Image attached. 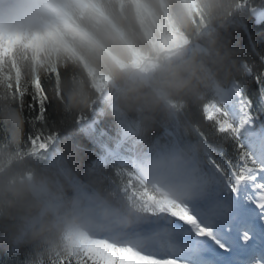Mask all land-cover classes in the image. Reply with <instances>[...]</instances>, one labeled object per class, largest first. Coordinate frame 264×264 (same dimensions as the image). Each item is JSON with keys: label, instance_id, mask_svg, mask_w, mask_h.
Returning a JSON list of instances; mask_svg holds the SVG:
<instances>
[{"label": "clouds", "instance_id": "9594fccd", "mask_svg": "<svg viewBox=\"0 0 264 264\" xmlns=\"http://www.w3.org/2000/svg\"><path fill=\"white\" fill-rule=\"evenodd\" d=\"M30 2L0 0V18L5 24L22 25ZM168 3L183 43L160 50L142 41L146 60L141 67L128 63L121 68L104 57H89L87 65L69 57L50 58L42 65L18 61L24 98L34 92L38 78L46 102H54L67 117L62 125L88 133L94 115L112 121L110 131L93 133L97 159L86 168L74 162L70 148L59 145L60 125L49 128L45 123L29 138L17 73L11 61L6 62L5 75H0V124L5 132L0 139V247L10 253L27 249L25 264L74 262L78 240L123 233L150 220L140 201L127 199L132 175L149 187L152 176L162 177L175 199L207 190L203 182L211 175L206 167L210 145L153 131L193 126L191 118L207 105L222 104L225 95L236 99V85L247 93L255 65L240 61L224 33L235 17L264 11V0ZM149 62L155 66L145 71ZM96 77L103 78L102 87H97ZM262 117L264 100L241 135L264 128ZM49 135L53 140L46 149L33 146V137L47 142Z\"/></svg>", "mask_w": 264, "mask_h": 264}, {"label": "snow or ice", "instance_id": "6c2138e0", "mask_svg": "<svg viewBox=\"0 0 264 264\" xmlns=\"http://www.w3.org/2000/svg\"><path fill=\"white\" fill-rule=\"evenodd\" d=\"M142 41L160 50L183 43L168 0H31L22 25L0 18V75L11 61L23 100L19 60L42 65L69 57L87 65L89 57H104L121 68L128 63L141 67L146 60ZM154 66L149 62L144 70ZM256 79L261 89L255 96L239 85L234 88L238 119L225 102L207 105L198 114L219 141L207 160L206 191L175 199L162 177L152 176L149 187L132 175L127 199L140 201L151 219L123 233L78 240L76 259L67 264H234L232 258L253 250L257 238L264 241V128L249 131L247 141L241 135L264 100V74L257 73ZM95 83L102 87L103 78L96 77ZM33 87L44 118L47 94L38 78ZM52 140L51 135L47 142L33 137L32 143L46 149ZM260 261L264 264V251Z\"/></svg>", "mask_w": 264, "mask_h": 264}, {"label": "trees", "instance_id": "16d2710c", "mask_svg": "<svg viewBox=\"0 0 264 264\" xmlns=\"http://www.w3.org/2000/svg\"><path fill=\"white\" fill-rule=\"evenodd\" d=\"M225 39L230 46L237 50L238 58L241 62H248L255 65L256 74H249L245 90L251 96H255L261 89V83L256 79L257 73L264 69V22H256L250 15L237 16L233 19L230 28L224 33ZM47 112L44 113V121L40 118V105L37 102L35 93L27 95L21 107L28 123L26 129L29 138L38 130L46 125L52 128L60 125L59 145L61 147L70 148L74 162L81 168H86L94 160L97 159V145L95 144V135L100 129L105 131L111 130L112 121L105 117L93 116L92 125L86 133L76 125H62L61 120L66 119L58 109L54 102L47 103ZM75 119V118H73ZM193 126L186 129L176 127L157 128L154 129V135L166 136L170 139H184L189 143L206 142L210 145L209 155L214 156L216 152V137L209 125L204 122L198 115L192 118ZM5 135L3 125L0 124V139ZM216 141V143H213ZM28 250H17L10 253L6 248L0 247V264H25L28 258Z\"/></svg>", "mask_w": 264, "mask_h": 264}, {"label": "rangeland", "instance_id": "374dc122", "mask_svg": "<svg viewBox=\"0 0 264 264\" xmlns=\"http://www.w3.org/2000/svg\"><path fill=\"white\" fill-rule=\"evenodd\" d=\"M260 13H264V11H261ZM251 16L257 21V22H264V15L261 14H251ZM231 99H229V101H223L226 104V107H228V109L231 111V113L233 114L234 117H236L237 119L239 118V113H238V109H237V105H236V99L234 98L233 95H231L230 97ZM233 108V109H231ZM244 135H247L248 137L245 138ZM243 138L247 141L249 138V132L245 131V133L243 134Z\"/></svg>", "mask_w": 264, "mask_h": 264}, {"label": "bare ground", "instance_id": "6f19581e", "mask_svg": "<svg viewBox=\"0 0 264 264\" xmlns=\"http://www.w3.org/2000/svg\"><path fill=\"white\" fill-rule=\"evenodd\" d=\"M231 97V95H225V97H224V99H223V101H229V99H231L230 98ZM231 109H233V108H231ZM259 241V238H257L255 241H254V245H255V247H254V249L253 250H249V251H247V252H242L241 254H239V255H236V256H234L232 259H233V261H234V264H242L241 262H240V260H239V256H241V257H243V256H246V255H248V254H250V253H254L256 250H257V242ZM251 264H261V261H253V262H250Z\"/></svg>", "mask_w": 264, "mask_h": 264}]
</instances>
